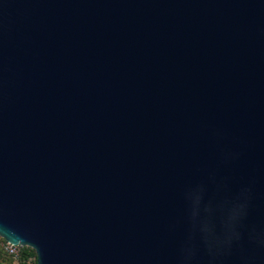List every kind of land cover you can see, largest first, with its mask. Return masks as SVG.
<instances>
[{"label":"water","instance_id":"95a60500","mask_svg":"<svg viewBox=\"0 0 264 264\" xmlns=\"http://www.w3.org/2000/svg\"><path fill=\"white\" fill-rule=\"evenodd\" d=\"M0 236L264 264V0H0Z\"/></svg>","mask_w":264,"mask_h":264},{"label":"rangeland","instance_id":"374dc122","mask_svg":"<svg viewBox=\"0 0 264 264\" xmlns=\"http://www.w3.org/2000/svg\"><path fill=\"white\" fill-rule=\"evenodd\" d=\"M3 238L0 236V264H36L35 263V253L33 251V249L27 247V249H30L32 251H29L27 249L23 251H21V247H20V257L19 258H13L9 255H6L3 250H2V244H3Z\"/></svg>","mask_w":264,"mask_h":264},{"label":"built area","instance_id":"2783aa9c","mask_svg":"<svg viewBox=\"0 0 264 264\" xmlns=\"http://www.w3.org/2000/svg\"><path fill=\"white\" fill-rule=\"evenodd\" d=\"M20 245L18 244H12L8 241H3L2 244V250L6 255H9L13 258H19L20 257Z\"/></svg>","mask_w":264,"mask_h":264},{"label":"trees","instance_id":"16d2710c","mask_svg":"<svg viewBox=\"0 0 264 264\" xmlns=\"http://www.w3.org/2000/svg\"><path fill=\"white\" fill-rule=\"evenodd\" d=\"M25 249H27V247H24V246L21 247V251H23V253H24V250H25ZM27 250H28V252H29V251H32V250H30V249H27Z\"/></svg>","mask_w":264,"mask_h":264}]
</instances>
